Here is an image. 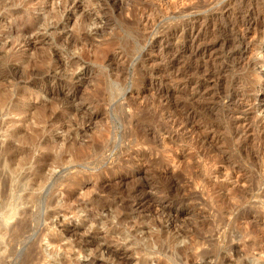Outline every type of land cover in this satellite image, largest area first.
I'll return each instance as SVG.
<instances>
[{
    "label": "rangeland",
    "instance_id": "rangeland-1",
    "mask_svg": "<svg viewBox=\"0 0 264 264\" xmlns=\"http://www.w3.org/2000/svg\"><path fill=\"white\" fill-rule=\"evenodd\" d=\"M0 264H264V0H0Z\"/></svg>",
    "mask_w": 264,
    "mask_h": 264
},
{
    "label": "bare ground",
    "instance_id": "bare-ground-1",
    "mask_svg": "<svg viewBox=\"0 0 264 264\" xmlns=\"http://www.w3.org/2000/svg\"><path fill=\"white\" fill-rule=\"evenodd\" d=\"M170 2H171V1H170ZM180 2H181V1H180ZM242 18H243V17H242ZM248 22H249V21H248ZM146 23H147V22H146ZM240 23H241V22H240ZM244 23H245V22H244ZM198 25H199V24H198ZM245 26H246V25H245ZM190 27H191V26H190ZM241 27H242V26H241ZM247 27H248V26H247ZM237 28H238V27H237ZM187 29H188V28H187ZM235 30H236V29H235ZM248 30H249V29H248ZM184 31H185V30H184ZM246 31H247V30H246ZM252 32H253V31H252ZM254 32H255V31H254ZM189 33H190V32H189ZM192 35H193V34H192ZM247 36H248V35H247ZM257 36H258V35H257ZM188 37H189V36H188ZM192 37H193V36H192ZM192 37H191V38H192ZM184 38H185V37H184ZM245 38H246V37H245ZM247 38H248V37H247ZM252 38H253V37H252ZM188 39H189V38H188ZM240 39H241V38H240ZM249 39H251V38H249ZM258 39H259V38H258ZM162 41H163V40H162ZM188 41H189V40H188ZM250 41H251V40H250ZM191 42H192V41H191ZM205 44H206V43H205ZM244 44H245V43H244ZM251 45H253L252 42H251ZM196 46H197V45H196ZM211 46H212V45H211ZM248 46H249V45H248ZM211 49H212V48H211ZM211 49H210L209 51H211ZM216 49H217V48H216ZM212 50H213V49H212ZM193 52H194V51H193ZM213 52H214V51H213ZM203 54H205V53H203ZM232 56H233V55H232ZM249 56H250V55H249ZM200 58H201V57H200ZM202 59H203V58H202ZM214 70H215V69H214ZM199 73H200V72H199ZM203 73H204V72H203ZM206 73H207V72H206ZM206 73H205V74H206ZM210 73H211V71H210ZM213 73H214V72H213ZM210 75H211V74H210ZM210 75H209V76H210ZM212 76H214V75H212ZM212 76H210V77L212 78ZM204 77H205V76H204ZM206 77L208 78L207 75H206ZM214 77H215V76H214ZM211 78H210V79H211ZM211 80H212V79H211ZM213 80H214V79H213ZM207 81H208V79H207ZM196 84H197V83H196ZM210 84H211V83H210ZM211 86H212V85H211ZM213 86H214V85H213ZM231 94H232V93H231ZM241 94H242V93H241ZM193 95H194V94H193ZM168 97H169V96H168ZM239 97H240V96H239ZM194 98H195V97H194ZM164 100H165V99H164ZM231 101H232V100H231ZM231 101H230V102H231ZM235 118H236V117H235Z\"/></svg>",
    "mask_w": 264,
    "mask_h": 264
},
{
    "label": "water",
    "instance_id": "water-1",
    "mask_svg": "<svg viewBox=\"0 0 264 264\" xmlns=\"http://www.w3.org/2000/svg\"><path fill=\"white\" fill-rule=\"evenodd\" d=\"M10 212V211H9Z\"/></svg>",
    "mask_w": 264,
    "mask_h": 264
}]
</instances>
